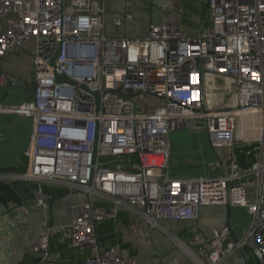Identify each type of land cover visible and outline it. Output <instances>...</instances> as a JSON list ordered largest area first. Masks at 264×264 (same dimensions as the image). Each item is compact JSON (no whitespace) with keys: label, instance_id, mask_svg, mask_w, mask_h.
<instances>
[{"label":"built area","instance_id":"2783aa9c","mask_svg":"<svg viewBox=\"0 0 264 264\" xmlns=\"http://www.w3.org/2000/svg\"><path fill=\"white\" fill-rule=\"evenodd\" d=\"M107 1L0 0V57L32 51L33 97L0 101V116L33 119L20 178L87 195L82 212L60 227L71 246L90 250L86 264H137L97 235L121 208L157 227L199 220L209 205L245 207L251 220L237 241L227 226L210 239L196 233L195 249L178 239L194 263L231 264L249 248L264 264V0H207L211 24L198 35L184 30L169 0H153L163 19L138 37L106 33ZM7 80L0 71V83ZM194 126L206 128L214 148L232 150L229 168L173 178L171 133ZM97 197L111 207L96 205ZM47 201L40 187L34 203ZM32 250L57 264L48 232Z\"/></svg>","mask_w":264,"mask_h":264},{"label":"crops","instance_id":"0c3cea01","mask_svg":"<svg viewBox=\"0 0 264 264\" xmlns=\"http://www.w3.org/2000/svg\"><path fill=\"white\" fill-rule=\"evenodd\" d=\"M170 12L180 16L189 35H198L211 24L207 0H169ZM106 33L109 36H144L150 23L161 22L163 13L153 6V0H108L106 2ZM128 16L127 20H119ZM4 19L0 17V28ZM0 71L8 80L0 83V101L19 104L31 99L34 92L32 51L11 49L0 57ZM33 119L21 115L0 116V264H47L32 244L44 233H49V252L57 264H86L90 250L71 246L60 227L82 212L87 195L71 194L67 185L58 181H30L20 178L29 166L26 151L31 141ZM170 176L192 178L219 175L229 168L232 150L216 149L204 127H186L171 133ZM218 163L223 165L220 167ZM42 188L48 197L45 206L34 203L35 192ZM98 206L111 203L94 199ZM251 216L245 207L232 206L231 223L239 239L249 226ZM227 206H203L199 220L163 219L151 226L129 208H121L115 218L97 226L101 243L118 244L136 259L137 264H195L178 239L194 249L201 244L195 234L210 239L215 229L227 226ZM231 238L233 239L232 235ZM234 240V239H233ZM231 264H262L249 248L237 251Z\"/></svg>","mask_w":264,"mask_h":264},{"label":"water","instance_id":"95a60500","mask_svg":"<svg viewBox=\"0 0 264 264\" xmlns=\"http://www.w3.org/2000/svg\"><path fill=\"white\" fill-rule=\"evenodd\" d=\"M55 74L57 76V78L60 80V81H65V80H68L67 76L61 71V69L59 68H55ZM227 210H228V221L226 223L227 227L230 229L231 231V235L234 239V241H237L238 238L236 237V235L234 234V231H233V227H232V223H231V211H232V206L231 205H227Z\"/></svg>","mask_w":264,"mask_h":264},{"label":"bare ground","instance_id":"6f19581e","mask_svg":"<svg viewBox=\"0 0 264 264\" xmlns=\"http://www.w3.org/2000/svg\"><path fill=\"white\" fill-rule=\"evenodd\" d=\"M252 125L256 126V121H252ZM183 246V245H182ZM184 247V246H183Z\"/></svg>","mask_w":264,"mask_h":264},{"label":"rangeland","instance_id":"374dc122","mask_svg":"<svg viewBox=\"0 0 264 264\" xmlns=\"http://www.w3.org/2000/svg\"><path fill=\"white\" fill-rule=\"evenodd\" d=\"M254 187H255V185L253 184L252 188H254ZM196 252H198V251L196 250Z\"/></svg>","mask_w":264,"mask_h":264}]
</instances>
